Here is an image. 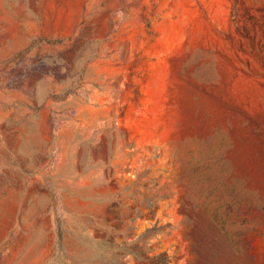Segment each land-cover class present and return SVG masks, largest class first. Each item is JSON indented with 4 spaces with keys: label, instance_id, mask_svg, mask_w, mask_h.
<instances>
[{
    "label": "rangeland",
    "instance_id": "1",
    "mask_svg": "<svg viewBox=\"0 0 264 264\" xmlns=\"http://www.w3.org/2000/svg\"><path fill=\"white\" fill-rule=\"evenodd\" d=\"M264 264V0H0V264Z\"/></svg>",
    "mask_w": 264,
    "mask_h": 264
},
{
    "label": "trees",
    "instance_id": "2",
    "mask_svg": "<svg viewBox=\"0 0 264 264\" xmlns=\"http://www.w3.org/2000/svg\"><path fill=\"white\" fill-rule=\"evenodd\" d=\"M109 245L111 247H115L114 251H118V250H122V255H114L112 259L110 260H103L102 259V263L101 264H127V261L124 260L126 259L128 254H133L134 258L136 261H148L149 258H147V256L142 253V252H135L133 250H130L127 248L128 244H125L124 246H122L121 248L116 247L114 244L109 243ZM152 260L154 262V264H168L167 261V256L165 254H160L158 256H154L152 257Z\"/></svg>",
    "mask_w": 264,
    "mask_h": 264
}]
</instances>
